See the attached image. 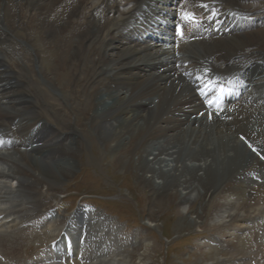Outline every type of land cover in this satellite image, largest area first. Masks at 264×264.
Masks as SVG:
<instances>
[{"label":"bare ground","instance_id":"bare-ground-1","mask_svg":"<svg viewBox=\"0 0 264 264\" xmlns=\"http://www.w3.org/2000/svg\"><path fill=\"white\" fill-rule=\"evenodd\" d=\"M112 1L0 0V5L4 3L0 6L3 10L0 14V106L8 109L0 112L1 130L9 129L17 117L15 114L24 110L34 111L35 118L16 124L21 131L45 128L49 124L56 129L48 113L49 107L62 112L65 121L70 123L67 130L56 135L58 143L66 148V154L58 158L56 154L50 155L49 160L56 159L54 163H45L44 168L49 171L34 161L36 172L32 169L30 174L36 178L41 176L33 178L41 186L37 193L42 195L43 188L48 186L47 175L65 174V167L71 166L80 151V135L88 137L90 133L89 139L98 140L104 153L112 156L114 168L131 172L150 188L156 207L154 214L164 205L174 203L185 209L194 196L201 199L205 208L196 212L191 225L217 232L205 244L206 257L212 264H218L212 248L217 242L227 249L228 260L264 259V245L260 254L249 256L245 249L250 242L240 240L243 231H252V234L257 231L254 226L246 227L253 225L250 217L255 212L264 214V181L256 184L250 181L251 178L264 180L261 172L264 169V99H260L264 94V0H246L253 1L247 6H243L244 0H159L162 6L154 10H150V6L157 0H116V4ZM144 5L148 10L143 9ZM178 9L200 16L208 13L203 16L205 21L213 19L209 13L214 9H221L225 15L232 10L241 14L249 12L257 19L239 20L229 32L222 30L197 36H190L192 25L186 32V42L165 39V43L152 39L149 33L156 28L154 14L163 13L170 20ZM112 11L119 17L124 13L125 17L112 20L109 16ZM137 11L144 14L146 20L133 25L131 19ZM102 15H106L105 18ZM42 34L49 35L50 39L42 41ZM13 36L29 44L37 53L36 59L45 62L43 76L47 81L60 84L62 89L74 85L76 104L73 109L81 114L80 118L71 120L70 113L45 89L34 90L30 67L33 60L21 51L14 52L13 46L6 43ZM40 42L52 44V52L42 50ZM48 56L57 60L52 72L46 64ZM204 69L208 70L207 75L201 71ZM233 71L241 74L247 85L241 93L231 94L224 106L208 105L209 98L196 83L210 84L208 80L214 73H221L220 80H223ZM219 81L213 84L214 88L222 84ZM16 83L22 87H15ZM40 99L44 100V105ZM24 144L22 142V146ZM4 145L0 143V149H4ZM20 150L17 148L13 154L21 158ZM4 152H0V158L9 154ZM12 163L21 166L19 160ZM14 164L10 173L0 171L1 245L18 250L24 237L41 225L39 230L46 240L40 254L44 255V262L56 261L61 256L64 260L60 264H136L132 259L137 255V240L141 236L121 238L113 223L109 227L100 223L102 215L96 208L79 207L71 213L56 210L50 214L52 200L38 194L34 202L28 199L13 204L9 195L18 186ZM216 197L221 200L216 201ZM191 210L190 205L188 211ZM179 215L187 218L183 211ZM155 217H151L149 225L157 226ZM209 219L213 223L208 222ZM21 228L24 234L15 235ZM110 235L118 237L113 242L122 245L125 249L122 253H114L112 247L109 249L108 242L114 239ZM69 251L72 255H68ZM12 256L8 264L18 262ZM38 259L36 264L40 263Z\"/></svg>","mask_w":264,"mask_h":264},{"label":"rangeland","instance_id":"rangeland-1","mask_svg":"<svg viewBox=\"0 0 264 264\" xmlns=\"http://www.w3.org/2000/svg\"><path fill=\"white\" fill-rule=\"evenodd\" d=\"M114 1L116 0H113L112 2L116 4V2ZM158 1L159 0H157V2ZM24 2L26 3V1ZM24 2L22 4H24L25 6ZM157 2H153L151 4L150 10L158 9L157 6L161 7L160 5H158L160 4V2L158 3ZM14 3L16 4V2ZM3 5L4 3L1 4L0 6L2 7ZM33 10L35 11L36 8H34ZM121 12H123V10ZM0 14L1 15L3 14V10H0ZM123 14L124 13H120V17H119L118 13L114 15V11H112V14H109V16H112L110 18H112V20H115V19L124 18L125 16ZM161 14L155 13L154 15H158L159 16L158 18L164 19V16ZM102 16H104L105 18L106 15H102ZM110 24H112V21L109 23V25ZM14 37L15 36L10 37V38L11 39L13 38L15 41H12L10 40V38H8L6 40V43L13 46L14 52L21 51L33 60L30 63L31 64L30 67L33 71V76H34L33 79L36 81V82L35 81L33 82L34 90L36 91L39 88L45 89L48 92V94L55 100L56 103L62 105L70 113L71 120H75V118H78V117L80 118L81 114L79 112H75L73 109V107L76 104V100L73 98L76 94V88L74 87V85L71 84L69 88L66 87L65 89H62L63 86H61L60 84H57L54 81H47L43 76L44 70L46 67L44 64L45 62H42V60L38 61V58L36 59L37 53L35 50H33V48H31L29 44L27 45L25 43L23 44L22 41ZM49 37H50L49 35L43 36L42 34L40 38L43 41L45 39H50ZM73 39H76V37H73ZM45 45L40 42L39 47L42 50L44 49L45 52L50 51L51 53L53 50L52 44H49L46 46ZM22 49L24 51H22ZM51 57H52V60H50ZM56 61L57 60L53 56H48L47 63H46L47 67H49L50 69L51 68L53 69V67L57 64ZM41 63H43L44 66ZM52 69H51V72L53 71ZM13 85L15 87L16 86L22 87L20 83H16ZM63 90L66 92H64ZM69 93L70 95L68 96ZM261 95H260V99L263 100L264 94H261ZM65 100L68 103L65 102ZM70 103L72 105H69ZM41 104L44 105V100H41ZM4 111H8V109L4 108V106H0V112H4ZM31 111L32 110H24V111L16 113L15 117L16 116L17 117L14 119V121L11 122V127L13 128L9 127V129H7L8 131L6 129H5L6 131L5 130L2 131L0 128V130L3 133V136L5 135L6 137H9L10 135L14 136L16 133V135L14 136L16 137L14 141H10L6 139L7 144H5L4 142L5 145L3 148L8 149V150L5 151L4 149H0V152L5 151L4 153H7V152L9 153V154L4 155L2 158H0V171H4L5 173H8V172L10 173V171L12 170L11 167L14 164L12 163V161L19 160L21 163V166L14 164L17 169H14L13 172L14 174L18 173L16 176L17 178L16 181H18L17 183L18 186L15 187L13 189V193H10L9 195L13 204H18L20 202L27 201L28 199L29 201L34 202L38 198L37 196H35V194L39 195V193L37 192H39V190L41 189V186L40 184L38 185L36 181L33 179L35 176L30 174L32 169H35L34 171L36 172L35 162L38 161L39 162L38 165H40L42 169L46 170L44 168L45 163H50V164L54 163L56 158L61 157L66 154V150H65L66 148L60 142L58 143V139H56V135H58L61 132V130H67L68 127L70 126V125L68 126V124L70 123L65 121V119L63 118L64 114L60 112L59 110H56L54 107L53 108L49 107L48 113H49V116H51L50 119L52 120V123L56 124V127H55L56 129L54 128L52 129L50 124L47 125L45 128L42 126L39 128H34L33 130L29 129L28 131L27 130L21 131L19 128L15 127V125L16 124L18 125L20 122H23V123L24 121L29 122L30 118L32 121L35 118V113H33L34 111L32 112ZM73 112L74 114L72 115ZM9 131H12V133H10ZM88 134L90 135V133ZM89 135L88 137H82V138L80 135V138H79V140H81L80 141L81 143L80 151L76 154L77 158L72 161L71 166L65 167V169L66 168L67 169L69 168V169L68 171H66L67 169L65 170V174L63 176L59 175V177L57 176L54 177V175L52 174H49V175L45 174V176L47 175L46 177L48 179L46 184L48 186L50 185L51 186L50 188L48 186L43 188L44 191L42 192V195H39V196L41 197L48 196L49 197V198L47 197L49 199L48 201L52 200L51 203L54 205L51 207L53 212L51 211L50 214L55 213L56 210L57 212H59L60 210H64L66 213H71L74 210L78 209L79 207H89V209L96 208L95 210L100 212L102 215L101 216L102 218L100 219V223L103 225H107L108 227L110 224L111 225L114 224L115 225L114 228L118 230L117 233L119 234L121 238L134 239V237L138 238L141 236V239L137 240V242H139L137 251H136L137 255H134L132 259L133 261H135L136 264H212L211 262L213 261L212 260L209 261V259L206 257V251L208 247H206L205 244L209 243V239H212V237L216 236L217 232H215L214 230L212 232L207 231V230L205 231L203 227L202 228L197 227V226L193 227L191 225L192 223L191 219L195 217L196 212L203 210V208H205L204 205L202 206L203 203H201V199H198V197L195 199V196H194V198L189 202L192 208L191 212L188 211L189 206H190L189 204L185 205L186 206L185 209H182V207L176 206L174 203H172V204H169L168 206L164 205L165 208L164 207L163 209L161 208L162 210L159 211V213H157V210H156L154 214L153 211H155L156 207L154 206L155 202H153L154 201V199L152 198L153 195H150V190H149L150 188L147 187L145 183L142 184L140 180L136 179L131 172L125 171L122 168H119V169L114 168L112 156L108 153H104V149L102 145L100 144V142L98 140L95 141L92 138L89 139ZM22 142L25 143L24 146H22ZM17 148L18 150L21 149L20 151L23 152L22 153L23 155L21 156V158H19L17 154H13L14 151H17ZM53 154H56V158L54 160H49V156L50 155L53 156ZM29 161L31 164L29 163ZM59 164L61 163L59 162ZM26 166L28 167V169ZM263 170L264 169L261 170L262 173H264ZM46 171H49V170H46ZM29 176L32 178H30ZM37 178L35 177V179ZM250 181L251 183L256 184L258 182L262 183L264 180L257 181V179L251 178ZM25 184L28 187H25L26 186ZM35 185H37V187ZM29 187H30V190H29ZM52 187L54 188V191ZM31 188H33L32 191H31ZM5 190L6 188L3 187V191ZM33 190L34 191L36 190L35 191L36 193ZM53 193H55V195H53ZM217 198L219 199V197H216V199ZM218 199L216 201L221 200V199L219 200ZM182 211L185 215H187V218L183 217L184 218L183 219L182 217H180L179 214ZM152 216L154 217L156 216L154 222L157 224V226L149 225V221L151 220ZM263 216L264 214L258 215V213L255 212L253 216L250 217V220L252 219L251 221H253V225L246 226L250 228H253L254 226L255 228H257V231H256L257 234L256 232L252 234V231H248V232L243 231V233H241V238H240V240L242 239L241 242H244V241L250 242L248 249H245V252L249 253V256L260 254V251L262 248L261 245H264V238H263L264 236H262L264 235V217ZM259 217L261 218L260 221L259 219H257ZM214 220H217V219H214ZM208 222L213 223L211 219H209ZM178 224H180L181 227H179ZM237 224L239 223L237 222ZM22 225H24V223ZM40 227L41 225H38L35 228L32 227L34 230L32 229L31 235L29 233L30 236L26 235L25 236L26 238L24 237V240L22 242L23 244L18 248V250L17 248H12V250L16 249L15 251L14 250L12 251L11 248H9V246L0 244L3 247L5 246L4 249L0 247V264H5V262L6 264H8L7 260L11 258L12 254H13L12 257H16L15 262L18 261L17 263H14V264H21V263L22 264H36V260L38 259L36 257L37 254L39 255L38 256L39 257L38 261H40L39 264H42L44 262L42 259L44 255L41 256L40 254L45 248L46 240H45V236L39 230ZM23 229L26 231L24 227ZM19 230L20 229H17L15 231V235L24 234V230H22V228H21V231ZM17 232L19 233L17 234ZM109 237L114 238L108 242L109 249L112 247L111 249H114V253H122L123 250H125L124 248L121 247L122 245L120 243H116V244L114 243L115 239H117L118 237L111 236V235ZM0 238L3 239L1 235H0ZM95 241H97L96 238H95ZM214 247H212L214 249L213 250L214 257H215V261L217 260L216 262H218V264H264V259L259 260L256 258L254 260L247 259V261L228 260L227 259L228 255L226 254L227 249L222 243L217 242V244H215ZM7 250L9 251L5 252ZM70 255H72V253ZM63 260H64V257L62 258L61 256H59L56 259V261L54 260V261H51L52 263L51 262L49 263L58 264L59 262H62ZM49 263L45 261L43 264H49ZM78 263L83 264L82 262H78Z\"/></svg>","mask_w":264,"mask_h":264}]
</instances>
